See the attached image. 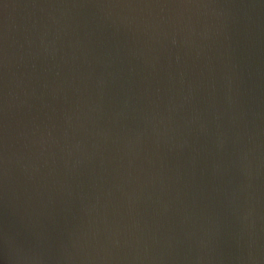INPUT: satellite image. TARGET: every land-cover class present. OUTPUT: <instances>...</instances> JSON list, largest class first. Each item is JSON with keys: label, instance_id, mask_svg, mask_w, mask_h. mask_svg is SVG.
Segmentation results:
<instances>
[{"label": "water", "instance_id": "1", "mask_svg": "<svg viewBox=\"0 0 264 264\" xmlns=\"http://www.w3.org/2000/svg\"><path fill=\"white\" fill-rule=\"evenodd\" d=\"M0 264H264V0H0Z\"/></svg>", "mask_w": 264, "mask_h": 264}]
</instances>
